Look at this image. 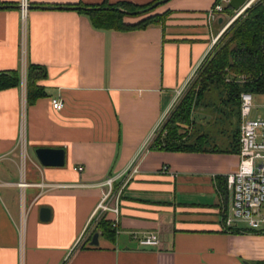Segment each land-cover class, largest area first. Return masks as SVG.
<instances>
[{
	"label": "crops",
	"instance_id": "1",
	"mask_svg": "<svg viewBox=\"0 0 264 264\" xmlns=\"http://www.w3.org/2000/svg\"><path fill=\"white\" fill-rule=\"evenodd\" d=\"M18 1L0 0V73L19 76L16 86L0 88V264L264 261V226L225 228V177L237 170L239 158L223 151L233 148L240 123L214 134L216 122L197 123L193 136L208 134V148L218 151L152 147L226 27V13L208 18L218 0H168L154 11L163 14L161 21L130 31L96 29L69 7L152 0H28L25 32ZM29 65L46 73L38 83L45 95L32 104L26 102ZM52 98L62 100L60 110L52 108ZM253 112L251 118H264ZM37 148L62 149L64 165H41ZM132 163L137 172L121 189L113 239L97 231L98 244L86 243L101 219L112 225L115 218L104 213L89 222L105 189L99 184L116 176L119 188ZM41 208L50 211L47 221L40 219ZM148 233L158 235V247L138 244Z\"/></svg>",
	"mask_w": 264,
	"mask_h": 264
},
{
	"label": "trees",
	"instance_id": "2",
	"mask_svg": "<svg viewBox=\"0 0 264 264\" xmlns=\"http://www.w3.org/2000/svg\"><path fill=\"white\" fill-rule=\"evenodd\" d=\"M158 1L152 0L144 5H136L127 1L113 4L102 2L97 5H77L69 8H74L87 15L96 29L130 31L145 28L151 23L162 20L163 14L154 13L156 8L162 4L152 6ZM223 13L232 16L234 10L227 5ZM127 18L137 20L129 22ZM196 75L193 85L170 112L162 130L156 134L152 143L153 148L177 152L218 151L208 148L207 143L210 138L208 134L189 136L187 132H182L183 127L191 123L193 108L204 104L205 107L219 113L222 122L230 125L233 124L232 119H235L239 125L240 94L242 92H249L252 95L264 94V0H256L225 28L211 52L200 65ZM45 76L43 67L38 65L27 67L26 102L28 104H32L45 95L44 88L38 84ZM241 76L245 79L243 82H238V77ZM18 82L17 72L0 73V88L16 86ZM209 93H213L215 99L211 100V103L207 100L203 103ZM234 135L233 148L223 152H239V128L236 129ZM218 185L223 192L224 182L222 184L218 180ZM97 231H100L106 238L113 239L114 237L115 230L111 222L101 219L86 243ZM233 232L240 231L236 229ZM260 264H264V261Z\"/></svg>",
	"mask_w": 264,
	"mask_h": 264
},
{
	"label": "built area",
	"instance_id": "3",
	"mask_svg": "<svg viewBox=\"0 0 264 264\" xmlns=\"http://www.w3.org/2000/svg\"><path fill=\"white\" fill-rule=\"evenodd\" d=\"M230 0H218L208 11V18L215 20ZM256 0H246L245 3L234 11V16L227 23L228 25L238 16L245 12ZM18 8L22 22V31L25 32V21L29 8L28 0H19ZM226 24V27L228 26ZM225 27V28H226ZM224 28V30H225ZM223 30V31H224ZM222 31V32H223ZM221 34V33H220ZM219 34V35H220ZM219 35L214 38V45ZM197 74L194 70L192 77ZM243 76L238 77V82H243ZM184 89V88H183ZM183 90L178 91L177 97H180ZM52 108L60 110L63 102L60 98L50 100ZM239 163L237 170L226 175L225 183L230 196L229 212L225 217V228H239L241 225L251 231H262L264 226V118H251L253 108V95L249 92H242L239 96ZM82 170L81 167L78 168ZM137 172L134 163L130 164L122 173L123 181L120 187L115 189L114 183L116 176L106 177L99 185L104 187L101 198L95 207L90 223L99 219L104 213H112L115 218L112 221V227L117 226L118 201L122 187ZM18 186L22 189L26 186L24 181H20ZM141 247H158L160 244L158 235L148 233L137 238Z\"/></svg>",
	"mask_w": 264,
	"mask_h": 264
},
{
	"label": "rangeland",
	"instance_id": "4",
	"mask_svg": "<svg viewBox=\"0 0 264 264\" xmlns=\"http://www.w3.org/2000/svg\"><path fill=\"white\" fill-rule=\"evenodd\" d=\"M232 16H234V14ZM232 16L228 17L227 23L230 21ZM221 34H222V32H221ZM196 77H197V75H195V78L193 79V82L188 86L187 90H189V87H191L193 85ZM186 91L184 92V94L186 93ZM206 96L207 97L205 98L203 103H205L206 100H207V102L211 103V100L215 99L213 93H209ZM180 100H181V98H180ZM252 109H253V111L255 113L258 112V113H263L264 114V97L253 95V108ZM168 117L169 116H167L166 120L163 122L162 127L160 128V131L162 130L163 125L165 124V122L168 120ZM219 119H221V116H220L219 113H217L216 111H212L210 108H206L204 106V104L203 105L199 104V105L194 107V113L192 114V118L190 120L191 123L189 125H187V126L185 125L183 127L182 132H184V131L187 132V134L189 136H191L193 134H196L197 130H199V129H197V127H198L197 123H199L201 121H207V120H208V122L212 123L211 126L214 124V121L216 122V127H214V129L211 127V129H210L212 131V134H214L216 131H218V129H221V128L230 129V128L235 127V123H236L235 119L234 120L232 119L233 124H230V125H229V123H225V124L220 125L219 124ZM194 123H195V126H194ZM164 133H165V131L163 132V134ZM207 144L210 145V146L212 145L210 142H208ZM263 211H264V207H263ZM240 225L242 226V224H240Z\"/></svg>",
	"mask_w": 264,
	"mask_h": 264
},
{
	"label": "water",
	"instance_id": "5",
	"mask_svg": "<svg viewBox=\"0 0 264 264\" xmlns=\"http://www.w3.org/2000/svg\"><path fill=\"white\" fill-rule=\"evenodd\" d=\"M167 1L168 0H159L158 2L154 3L152 6L155 7L158 4H162ZM245 1L246 0H230L228 6L234 11H237L245 3ZM41 8L53 9L55 7H41ZM58 8H65V7H58ZM34 154L37 160L39 161V163L43 166L60 167L64 165V151L62 149L37 148L35 149ZM49 217H50L49 209L41 208L40 219L42 221H47ZM97 244H98V233L95 232L90 240V245L96 246ZM244 264H249V263L244 262Z\"/></svg>",
	"mask_w": 264,
	"mask_h": 264
}]
</instances>
